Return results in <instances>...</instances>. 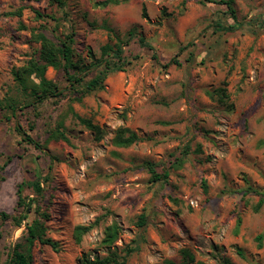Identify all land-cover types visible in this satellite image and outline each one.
Returning <instances> with one entry per match:
<instances>
[{"label": "rangeland", "instance_id": "1", "mask_svg": "<svg viewBox=\"0 0 264 264\" xmlns=\"http://www.w3.org/2000/svg\"><path fill=\"white\" fill-rule=\"evenodd\" d=\"M60 1L0 0V213L10 217H0V264L26 233L13 217L36 169L48 182L28 223L41 220L61 249L36 242L33 264L113 253L118 264H264V204L255 210L264 192V0H234L231 31L217 28L234 23L221 0ZM133 30L154 50L127 43ZM38 34L57 43L72 35L73 61L85 65L122 41L127 64L103 90L79 87L29 106L14 72L38 58ZM46 78L70 87L63 70ZM120 128L136 142L119 146ZM57 129L69 143L51 138ZM147 162L167 179L154 182ZM23 194L35 196L26 185ZM115 224L118 238L105 245ZM78 226L91 227L80 244Z\"/></svg>", "mask_w": 264, "mask_h": 264}, {"label": "trees", "instance_id": "2", "mask_svg": "<svg viewBox=\"0 0 264 264\" xmlns=\"http://www.w3.org/2000/svg\"><path fill=\"white\" fill-rule=\"evenodd\" d=\"M122 1L128 0H104L99 3L101 7H108L110 5H119ZM57 2L61 3L60 0ZM234 0H221V4H224L228 9L229 15L234 20L232 26L225 27L222 23H217V28L225 31L234 30L237 20L235 10L233 9ZM264 28V24H263ZM37 42L41 45L38 51V58L31 60L26 66L20 68L14 72L15 80L18 86L26 92L27 96L31 99L29 106L42 104L50 99H60L64 96L65 92L69 90H78L81 87L84 91L83 93H90L93 91L103 90L104 82L107 77L116 72H122L127 64V56H125L124 43L121 41L113 49H105L104 55L101 59L95 60L92 56L93 61L90 64H82V59L77 62L73 61L74 50L72 48L74 39L72 35H66V38L55 42L46 34L36 35ZM136 40V42L145 48L154 50L153 47L145 40V38L135 30L128 33L127 43ZM91 54V51H89ZM154 58L158 59L154 52ZM171 62H177L173 60ZM49 68L54 70H63L65 72L67 84L70 87H61L56 82L48 80L46 78V72ZM92 76L88 81L87 78ZM29 91V93H27ZM11 111V116L17 119V105L13 102H8L6 106ZM9 118V117H8ZM81 123L85 124L91 131L97 134V139H102V130L93 125L88 120L80 119ZM60 127V126H59ZM16 131L24 135L26 141L34 145L39 150H44L38 142H36L30 135L23 132L22 127L17 123ZM125 134H129L128 137ZM51 138L56 141H64L69 143V139L65 136L60 129H57L51 135ZM117 144L122 147H129L134 142H136L137 137L128 128H120L117 132V138L115 139ZM189 148L187 147L183 152V155L188 154ZM9 162V160H8ZM177 162H180L178 160ZM146 168L149 170L153 181L166 180L168 173L159 174L156 165L150 162L145 164ZM48 182V176H44L40 169H36L35 179L30 183H25L26 186L32 189L35 194L34 197L30 198L23 194L25 188L24 183L19 187L18 190V206L23 208V213L19 216L13 217V222L16 226H21L25 223L26 233L22 240H20L14 248L11 250L6 264H33V247L36 242L42 245L51 247L55 252H59L61 245L59 242L54 241L46 236L45 224L39 220L35 219L32 223H28V218L32 211L39 213L38 202L44 194L43 184ZM245 193L253 191L251 188ZM260 196V200L256 207L258 211L264 204V192H256ZM0 217L3 220H7L10 217L6 213H0ZM48 218V216H45ZM140 225L146 224V219L144 216L140 217ZM91 230V227L78 226L74 231L75 241L80 244L83 236ZM119 227L118 225H113L109 227L105 232V238L103 243L105 245L111 246L118 238ZM135 249L126 250V255L122 257V262L126 261L128 257ZM119 256L116 253L109 255L105 258H95L91 259L84 256L78 264H118ZM165 264H180L175 261L167 260Z\"/></svg>", "mask_w": 264, "mask_h": 264}]
</instances>
